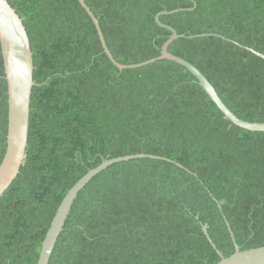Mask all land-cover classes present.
Here are the masks:
<instances>
[{
    "label": "trees",
    "instance_id": "obj_1",
    "mask_svg": "<svg viewBox=\"0 0 264 264\" xmlns=\"http://www.w3.org/2000/svg\"><path fill=\"white\" fill-rule=\"evenodd\" d=\"M34 54L27 157L0 197V264H38L68 192L75 200L50 264H218L264 247V132L221 112L198 78L163 59L121 70L78 0H8ZM114 59L169 52L197 67L239 118L264 122V0H85ZM155 17L161 12H172ZM205 35V36H200ZM8 83L0 41V165ZM179 163L183 166H177ZM221 205V207L219 206ZM199 217V218H198Z\"/></svg>",
    "mask_w": 264,
    "mask_h": 264
},
{
    "label": "water",
    "instance_id": "obj_2",
    "mask_svg": "<svg viewBox=\"0 0 264 264\" xmlns=\"http://www.w3.org/2000/svg\"><path fill=\"white\" fill-rule=\"evenodd\" d=\"M80 4L87 10L92 20L94 21L98 33L100 35L104 51L113 61V63L121 70L126 68L142 67L153 64L159 60L167 59L174 61L186 67L197 78L200 85L209 94L212 100L217 104L225 117L236 126L252 132H264V122H249L239 118L233 113L225 102L220 97L216 88L203 75V73L187 60L175 56L169 52V46L178 38L183 37L179 35L175 29L165 26L160 21V16L168 14V12H161L157 14L155 20L158 25L167 27L172 35L162 48V55L159 58L147 61L139 65L126 66L118 63L111 54L104 34L102 32L100 22L94 15L92 10L88 7L85 0H78ZM185 10V9H184ZM180 10H174L171 13H176ZM205 36V35H200ZM0 41L5 62L6 80L8 83V135H7V150L2 164L0 165V197L13 184L21 172L22 166L25 164L27 157V147L29 143L30 130V115H31V98L33 88L36 85L34 81V54L31 47V41L24 25V20L17 13L16 9L11 6L8 0H0ZM249 50L257 56L264 59V54ZM141 158H158L147 154H138L125 157H119L104 161L100 166L89 171L66 195L62 204L60 205L57 214L52 222V225L42 244V249L38 264H50L55 247L58 243L60 235L64 231L66 222L71 213L73 204L78 197V194L85 186L99 173L105 171L108 167L135 159ZM175 164L183 168L179 163ZM221 207V205H219ZM199 218V217H198ZM231 237L235 245L236 252L230 257H224L217 249L216 244L212 241L209 234V224H203L202 228L213 244V247L221 255L222 260L218 264H264V247L242 251L237 244L235 234L231 225L226 221Z\"/></svg>",
    "mask_w": 264,
    "mask_h": 264
},
{
    "label": "rangeland",
    "instance_id": "obj_3",
    "mask_svg": "<svg viewBox=\"0 0 264 264\" xmlns=\"http://www.w3.org/2000/svg\"><path fill=\"white\" fill-rule=\"evenodd\" d=\"M177 10H180V11H184V9H177ZM180 11H178V12H180ZM165 12V11H164ZM168 13H171V12H168ZM177 13V12H176ZM159 14V13H158ZM165 15H167V14H165ZM157 16V15H156ZM161 16H163V15H161ZM160 16V17H161ZM183 36V35H182ZM184 37V36H183ZM179 39V38H178Z\"/></svg>",
    "mask_w": 264,
    "mask_h": 264
}]
</instances>
